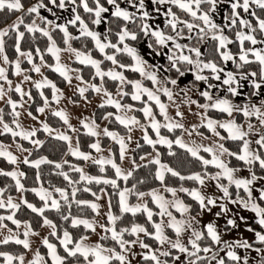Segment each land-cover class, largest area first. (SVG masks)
Masks as SVG:
<instances>
[{"label": "snow or ice", "instance_id": "1", "mask_svg": "<svg viewBox=\"0 0 264 264\" xmlns=\"http://www.w3.org/2000/svg\"><path fill=\"white\" fill-rule=\"evenodd\" d=\"M0 14V264H264V0Z\"/></svg>", "mask_w": 264, "mask_h": 264}, {"label": "trees", "instance_id": "2", "mask_svg": "<svg viewBox=\"0 0 264 264\" xmlns=\"http://www.w3.org/2000/svg\"><path fill=\"white\" fill-rule=\"evenodd\" d=\"M32 0H27L28 3H30ZM14 17V15H5V14H0V26H3L5 24H7L12 18ZM74 46H79V42H74ZM51 78H55L58 82H59V78L58 77H55V74H52ZM99 111L98 109H96L95 112H97V115H99ZM100 122V121H98ZM111 130H119L118 128L117 129H112L111 126H109ZM41 138L43 139L44 137L41 136ZM85 140H87L88 138H84ZM105 143H110L108 141L105 140ZM55 145V142H48L46 144V147L44 149H42V153L44 155H48L50 158H59L60 155H61V152L59 150V147H54ZM169 159H172V158H169ZM173 163L175 164L176 161L173 160ZM33 172L34 170H28V175H29V185L31 184V178L33 176ZM44 172H45V179H51L53 183H58L57 179L54 178V177H48L47 175V168L45 167L44 169ZM141 177H145L147 176V170H142L141 173H140ZM15 195V193H14ZM29 198L31 199V195L29 194ZM25 218H31L30 216L29 217H25ZM4 250H9V251H17L18 249H16L14 246H9L8 248L4 249Z\"/></svg>", "mask_w": 264, "mask_h": 264}, {"label": "rangeland", "instance_id": "3", "mask_svg": "<svg viewBox=\"0 0 264 264\" xmlns=\"http://www.w3.org/2000/svg\"><path fill=\"white\" fill-rule=\"evenodd\" d=\"M14 18H15V16L7 24L11 23ZM5 25H3V26H5ZM0 27H2V26H0ZM65 62H69L66 57H65ZM65 92H66V95H71V91L69 89L65 88ZM97 102H98L97 99H93V104L90 105V106H87L86 108L85 107L74 108L72 105H68L69 109L71 110V112L73 114V123L74 124L77 123L76 117L80 116L81 113L83 115H90L92 112L96 111L95 105H96ZM31 123H32L31 121H27L26 122V124H31ZM101 126L103 127L104 123H102ZM139 135H140L139 132L135 133V136L138 137ZM125 166H127V165H125ZM243 214L244 215H250L248 213H243ZM249 222L252 223L251 220ZM45 234H46V232H45ZM245 235H250V234L245 233Z\"/></svg>", "mask_w": 264, "mask_h": 264}]
</instances>
